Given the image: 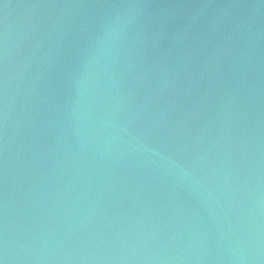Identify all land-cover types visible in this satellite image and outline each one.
Here are the masks:
<instances>
[{
	"label": "water",
	"instance_id": "water-1",
	"mask_svg": "<svg viewBox=\"0 0 264 264\" xmlns=\"http://www.w3.org/2000/svg\"><path fill=\"white\" fill-rule=\"evenodd\" d=\"M0 264H264V0H0Z\"/></svg>",
	"mask_w": 264,
	"mask_h": 264
}]
</instances>
